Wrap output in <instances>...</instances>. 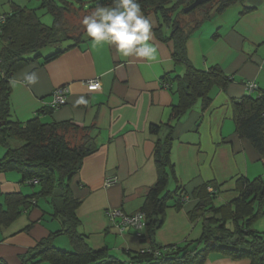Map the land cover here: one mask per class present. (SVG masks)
<instances>
[{"label":"crops","instance_id":"obj_1","mask_svg":"<svg viewBox=\"0 0 264 264\" xmlns=\"http://www.w3.org/2000/svg\"><path fill=\"white\" fill-rule=\"evenodd\" d=\"M1 5L7 11L0 9V13L11 12L16 6L28 8L15 0H0ZM142 14L152 24L148 43L156 49L153 60L124 57L114 45L94 44L87 39L43 64L40 59L29 63L9 79L11 120L23 123L37 117L41 122L73 120L92 126L97 148L83 158L70 180L72 194L80 201L75 214L79 230L91 247L106 248L122 262L129 260L127 251L145 245L131 229L110 220L106 212L118 208L130 214L140 209L156 179L152 157L155 137L148 126L169 119L176 95L165 78L184 70V65L172 57V41L160 39L156 32L157 15ZM163 31L168 33L169 29L163 27ZM185 47L193 67L208 70L217 66L231 79L224 89L215 86L210 90L207 107L198 101L175 123L169 154L174 176H170L168 188L179 185L190 193L196 186L209 183L219 190L214 205H224L236 196L234 181L238 176L264 178V160L237 134L232 115V99L247 94L245 82L256 84L254 95L264 92V0H243L227 7L192 31ZM32 72L38 79L29 84L24 77ZM92 79L98 81L95 89L86 84ZM63 86L67 88L66 101L54 106L52 91ZM81 97L86 104L77 102ZM4 152L0 144V157ZM108 177H115L116 182L106 185ZM35 191L36 187L23 181L17 171H0V210L5 209L7 195ZM194 204V199H188L176 207L170 201L156 232L159 245H183L200 236L201 218L188 217ZM50 213L49 206L38 200L10 223H0V259L6 264H21L20 255L60 228ZM252 227L264 233V214ZM53 244L72 249L65 235L55 237ZM249 263L246 258L210 253L201 264Z\"/></svg>","mask_w":264,"mask_h":264},{"label":"trees","instance_id":"obj_2","mask_svg":"<svg viewBox=\"0 0 264 264\" xmlns=\"http://www.w3.org/2000/svg\"><path fill=\"white\" fill-rule=\"evenodd\" d=\"M192 1L138 0L145 14L153 12L157 15L159 25L156 32L160 39L172 41V57L176 63L184 65V70L165 78L171 85L169 89L176 95L169 119L148 126V132L155 137L152 157L156 179L140 209L136 210L144 214L142 231L137 234L129 225L121 224L120 218L108 217L131 229L139 242L145 245L136 251H127V262L120 261L106 248H92L87 236L79 230L75 210L80 201L72 194L70 180L83 158L97 148L91 133L92 126L73 120L41 122L37 117L20 123L10 119L9 108V79L12 74L38 59L42 64L50 61L79 42L91 39L84 27L70 23L69 17L78 15L82 21L98 4L110 5L112 0H89L87 4L79 3L77 6L66 0H39L35 8L16 6L11 12L0 13L4 17L0 22V58L5 71V79L0 81V144L5 148L4 155L0 157V171L15 170L23 181L36 187V191L29 195H7L5 209L0 210V223H10L22 209L29 208L38 200L49 206L50 214L60 223L59 229L39 239L20 255L21 264H201L210 253L233 259L246 258L249 264H264V233L252 227L253 221L264 214L263 177L248 179L244 175L238 176L234 181L236 196L219 206L213 202L219 190L209 183L196 186L190 193L179 185L174 189L168 188L170 176H174L169 154L175 123L196 102L201 101L202 106L207 107L210 90L215 86L224 89L231 79L217 66L208 70L193 67L186 56V39L202 22L243 0H208L184 12L183 8ZM38 9L52 15L51 25L40 21L36 14ZM194 13L191 20L181 22L182 15ZM163 27L169 29L168 33L163 31ZM64 41L70 42L63 48L56 47ZM47 46L56 49L42 56L40 50ZM253 91L247 90L246 95L232 99V115L237 134L248 140L264 160V92L254 95ZM78 131L81 132L79 141L71 145L66 134ZM12 139L22 143H13ZM31 180L35 181L29 182ZM188 199L195 200L188 217L201 218L200 236L183 245H159L156 232L164 222V212L170 201L173 206L181 207ZM59 235L67 236L71 250L60 249L53 244ZM0 264L6 262L0 259Z\"/></svg>","mask_w":264,"mask_h":264},{"label":"clouds","instance_id":"obj_3","mask_svg":"<svg viewBox=\"0 0 264 264\" xmlns=\"http://www.w3.org/2000/svg\"><path fill=\"white\" fill-rule=\"evenodd\" d=\"M86 34L94 44L114 45L120 55H135L148 60L156 58V49L148 43L152 24L142 14L138 0H112L110 5H97L94 11L81 21ZM29 84L37 81V75L25 74ZM78 103H87L81 97Z\"/></svg>","mask_w":264,"mask_h":264},{"label":"built area","instance_id":"obj_4","mask_svg":"<svg viewBox=\"0 0 264 264\" xmlns=\"http://www.w3.org/2000/svg\"><path fill=\"white\" fill-rule=\"evenodd\" d=\"M4 21V17L0 16V22ZM5 79V71L2 68V61L0 58V81ZM89 88L95 89L98 86V81L96 79H92L86 82ZM246 89L248 91H253L257 88L256 84L253 82H246L245 83ZM67 93V88L66 87H58L55 90H53V104L54 105H59L63 104L65 102V95ZM35 180H31L29 182H34ZM116 182L115 177H108L105 180L106 185L111 184ZM209 191H212L211 188H208ZM107 216L110 219H115V218H120V223L124 225H129L132 227L137 234H140L144 227V214L141 211H136L131 215H126L124 214L120 209L118 208H113L109 209L106 212Z\"/></svg>","mask_w":264,"mask_h":264},{"label":"rangeland","instance_id":"obj_5","mask_svg":"<svg viewBox=\"0 0 264 264\" xmlns=\"http://www.w3.org/2000/svg\"><path fill=\"white\" fill-rule=\"evenodd\" d=\"M70 3H73L74 6H77L79 3H88L89 0H66ZM16 3L18 4H21V5H26L28 8H35L38 6V3H39V0H15ZM0 9H4V11H7L6 9V6H0ZM36 14L37 16L39 17L40 21L42 23H44L45 25H51L52 24V15H50L49 13H47L44 9H38L36 11ZM75 16V15H74ZM74 16H70L69 17V22L70 23H76L78 24L81 28L84 27L80 21V17L78 15H76L75 17ZM195 16V13L194 15L193 14H188V15H182L181 16V22H185L186 20H191L193 17ZM59 45H57L56 47H58ZM56 48L55 47H52V46H47L45 48H42L40 50V52L44 55L46 54H49L51 52H53ZM81 132L78 131V132H75V133H69V134H66V139L69 141V143L72 145L76 142L79 141V136H80ZM13 142H16V143H22L18 140H15V139H12ZM31 188V187H30Z\"/></svg>","mask_w":264,"mask_h":264},{"label":"water","instance_id":"obj_6","mask_svg":"<svg viewBox=\"0 0 264 264\" xmlns=\"http://www.w3.org/2000/svg\"><path fill=\"white\" fill-rule=\"evenodd\" d=\"M206 1H208V0H193L189 5H187V6H185V7L183 8V11H184V12H188V11H190L192 8H194L195 6H197V5L201 4V3H204V2H206Z\"/></svg>","mask_w":264,"mask_h":264}]
</instances>
